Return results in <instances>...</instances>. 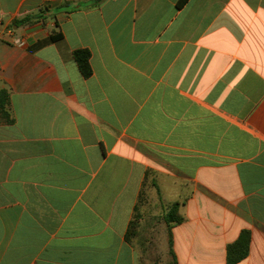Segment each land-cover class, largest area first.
<instances>
[{"label": "crops", "instance_id": "1", "mask_svg": "<svg viewBox=\"0 0 264 264\" xmlns=\"http://www.w3.org/2000/svg\"><path fill=\"white\" fill-rule=\"evenodd\" d=\"M178 1L0 0V264H264V0Z\"/></svg>", "mask_w": 264, "mask_h": 264}, {"label": "trees", "instance_id": "2", "mask_svg": "<svg viewBox=\"0 0 264 264\" xmlns=\"http://www.w3.org/2000/svg\"><path fill=\"white\" fill-rule=\"evenodd\" d=\"M100 0H97L99 2ZM189 0H179L177 3L178 8H183ZM96 2V3H97ZM39 18H34L32 16H27L21 20L15 21V26L22 27V26H33L38 23ZM62 38V34H52L50 39L45 42H55ZM74 59L79 67V70L84 78H90L93 74V70L91 67V53L89 50H77L74 52ZM9 105H10V95L7 90H0V123L11 125L14 123V120L11 117L9 112ZM165 222L170 226L173 223L179 224L182 223L183 218L179 216V204H173L166 216ZM137 219L131 224V228L127 233V240H130L132 237H135L136 230H137ZM250 244H251V236L250 233L244 231L239 239L230 244L227 248V264H238L243 261L248 255L250 251ZM169 254L172 257V264H177L176 256L173 250V237L172 231L169 227Z\"/></svg>", "mask_w": 264, "mask_h": 264}, {"label": "rangeland", "instance_id": "3", "mask_svg": "<svg viewBox=\"0 0 264 264\" xmlns=\"http://www.w3.org/2000/svg\"><path fill=\"white\" fill-rule=\"evenodd\" d=\"M166 210L164 209V213ZM165 217L161 216L158 219V222L160 225L164 226ZM159 231L158 238L154 240H150L151 242L148 244V241H146L145 245L143 246V257L142 261L143 264H172V257L169 254L168 245H169V227L167 228H161ZM146 238V234L143 235ZM148 245V246H147Z\"/></svg>", "mask_w": 264, "mask_h": 264}]
</instances>
